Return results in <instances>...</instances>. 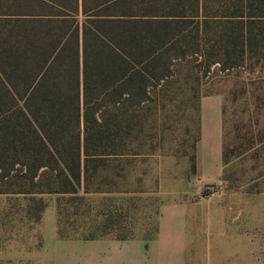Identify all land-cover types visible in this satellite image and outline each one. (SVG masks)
I'll return each mask as SVG.
<instances>
[{"label": "trees", "instance_id": "1", "mask_svg": "<svg viewBox=\"0 0 264 264\" xmlns=\"http://www.w3.org/2000/svg\"><path fill=\"white\" fill-rule=\"evenodd\" d=\"M263 43L264 0H0V195L25 196L37 223L41 194L85 196L182 61L209 76ZM231 152L223 142L224 166ZM56 209L57 237L78 239ZM105 216L81 239L138 237Z\"/></svg>", "mask_w": 264, "mask_h": 264}, {"label": "rangeland", "instance_id": "2", "mask_svg": "<svg viewBox=\"0 0 264 264\" xmlns=\"http://www.w3.org/2000/svg\"><path fill=\"white\" fill-rule=\"evenodd\" d=\"M195 63L182 61L162 99L146 105L132 150L92 179L91 192L40 195L48 206L43 230L41 221L27 217L25 196L0 195V264L62 262L67 248L54 242L48 218L59 202L68 232L78 239L105 215L129 236L148 237L159 205L183 196L196 203L190 264H264V43L230 70L202 76ZM202 101L206 120L222 121L232 151L219 184L191 171Z\"/></svg>", "mask_w": 264, "mask_h": 264}, {"label": "crops", "instance_id": "3", "mask_svg": "<svg viewBox=\"0 0 264 264\" xmlns=\"http://www.w3.org/2000/svg\"><path fill=\"white\" fill-rule=\"evenodd\" d=\"M205 109L202 101L195 173L213 177L206 184H219L223 182L224 169L222 121L209 123L204 117ZM195 204L194 199L184 196L162 202L155 220V235L150 239L133 237L125 240L112 236L88 240L59 239L56 235V209H51L48 218L54 223V242L67 248L60 255L62 262L60 260L59 264H190V247L197 232ZM47 209L48 206L42 214V230ZM40 250H43V244Z\"/></svg>", "mask_w": 264, "mask_h": 264}]
</instances>
